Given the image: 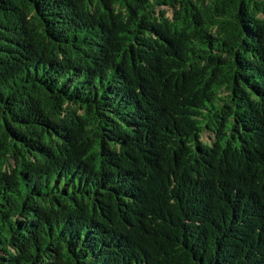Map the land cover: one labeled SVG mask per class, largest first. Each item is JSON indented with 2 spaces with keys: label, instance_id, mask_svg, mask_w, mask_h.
<instances>
[{
  "label": "trees",
  "instance_id": "obj_1",
  "mask_svg": "<svg viewBox=\"0 0 264 264\" xmlns=\"http://www.w3.org/2000/svg\"><path fill=\"white\" fill-rule=\"evenodd\" d=\"M0 264H264V0H0Z\"/></svg>",
  "mask_w": 264,
  "mask_h": 264
},
{
  "label": "rangeland",
  "instance_id": "obj_2",
  "mask_svg": "<svg viewBox=\"0 0 264 264\" xmlns=\"http://www.w3.org/2000/svg\"><path fill=\"white\" fill-rule=\"evenodd\" d=\"M204 139H206V137H204Z\"/></svg>",
  "mask_w": 264,
  "mask_h": 264
}]
</instances>
